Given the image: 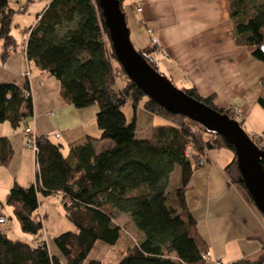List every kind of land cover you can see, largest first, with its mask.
<instances>
[{
    "label": "trees",
    "instance_id": "trees-1",
    "mask_svg": "<svg viewBox=\"0 0 264 264\" xmlns=\"http://www.w3.org/2000/svg\"><path fill=\"white\" fill-rule=\"evenodd\" d=\"M251 1L228 0L230 34L237 45L252 46V56L264 64V52L260 49L264 45V0L255 4ZM14 13L6 0H0L1 61L8 49L16 45L10 34ZM153 51L152 46L137 50L156 69ZM24 54L38 69L58 81L65 102L76 108L97 106L94 114L100 131L97 139H108L112 145L95 152L96 138L87 136L71 143L64 156L58 145L43 135L36 136L33 182L26 187L13 183L3 201L11 207L19 229L27 234L38 233L41 221L32 216L38 208V194L58 193L65 217L74 226L73 231L52 238L64 264H102L99 260L85 261V257L97 240L108 245L117 242L122 229L114 220L116 213H126L139 235L137 242L125 245L117 264H206L201 258L207 250L206 243L199 237L186 208L184 185L205 151L224 147L233 154V149L212 132H209L212 140H200L192 128L206 131L201 125L164 110L123 72L121 87L115 85L114 67L118 66L95 0H50L27 30ZM261 84L264 89V77ZM180 89L233 119L228 108L213 105L212 95L201 96L193 87ZM127 101L133 109L141 102L144 110L165 123L151 126L147 138L136 139L134 115L126 122L121 111ZM257 103L264 106V99L259 97ZM31 116L27 81L21 87L0 82V124L7 122L15 129ZM186 146L190 148L188 157L184 154ZM11 152L9 140L0 136V164H6ZM260 163L264 171V157ZM175 166L179 169V183L166 190ZM224 171L247 194L234 156ZM262 263L264 255L230 264ZM0 264H60V261L42 241L34 247L32 242L10 239L0 232Z\"/></svg>",
    "mask_w": 264,
    "mask_h": 264
},
{
    "label": "crops",
    "instance_id": "crops-1",
    "mask_svg": "<svg viewBox=\"0 0 264 264\" xmlns=\"http://www.w3.org/2000/svg\"><path fill=\"white\" fill-rule=\"evenodd\" d=\"M49 1L6 0L7 6L15 10L11 17L10 34L16 45L8 49L4 61L0 60V82H11L21 87L27 81L32 116L26 118V123L35 136H45L59 146L64 156L68 154L71 143L89 136L96 138L93 147L95 152H99L110 147L112 142L97 139L100 135L94 121L97 106L76 108L65 102L60 96L58 81H53L52 76L38 69L24 54L27 30L33 26ZM121 6L129 39L136 50L150 47L146 28L151 27L159 47V50L153 51L156 65L171 82L176 83L178 88L193 87L201 96L212 95V103L217 108H236L234 116L244 125L246 133H261L264 137V106L257 103L259 97L264 99L261 84L264 64L252 56V46L235 43L230 34L232 23L228 0H122ZM137 6H140L139 11L136 10ZM12 28H19L17 35H13ZM1 43L0 39V52ZM122 83L123 80L117 77L115 85L121 87ZM135 109L137 111V105ZM46 112L51 113L46 115ZM161 121L155 125L165 123L163 119ZM22 127L21 123L15 129L9 124H0V136L9 140L12 150L10 158L2 165L8 167L15 162L18 172L0 176L5 185L4 197L13 183L24 186L31 184L34 179V152H28L21 145L25 138ZM149 135L150 128L145 138ZM134 136L140 139L135 132ZM18 153L20 155L16 156ZM232 157L233 154L221 148L205 151L184 185L186 208L209 252L206 264H215V261L220 264L252 261L264 255V218L244 190L231 182L224 171ZM169 177L173 180V186H177L178 167L173 168ZM19 178H24L26 183H22ZM7 207L12 214L11 207ZM0 215L5 217L3 213ZM117 215L127 217L130 222L126 213ZM43 216L45 212L38 209V218L35 219ZM2 230L9 237L6 222L0 225Z\"/></svg>",
    "mask_w": 264,
    "mask_h": 264
},
{
    "label": "water",
    "instance_id": "water-1",
    "mask_svg": "<svg viewBox=\"0 0 264 264\" xmlns=\"http://www.w3.org/2000/svg\"><path fill=\"white\" fill-rule=\"evenodd\" d=\"M107 30L109 44L121 71L144 95L172 114H181L198 123L206 131L220 135L233 149L241 182L254 207L264 216V171L259 149L239 125L176 87L166 76L154 69L137 52L129 39V30L119 0H95ZM264 52V45L260 46Z\"/></svg>",
    "mask_w": 264,
    "mask_h": 264
},
{
    "label": "rangeland",
    "instance_id": "rangeland-1",
    "mask_svg": "<svg viewBox=\"0 0 264 264\" xmlns=\"http://www.w3.org/2000/svg\"><path fill=\"white\" fill-rule=\"evenodd\" d=\"M25 1V0H24ZM261 0H252L251 4H255ZM29 3H32V1H29ZM37 3V2H36ZM34 4V3H33ZM30 5V4H29ZM17 15H20L17 14ZM21 28V27H19ZM19 28H12L14 31L12 32L13 35L18 34V29ZM149 48V47H147ZM146 48V49H147ZM116 64V63H115ZM113 63V65L115 66ZM118 66V64H116ZM115 68L117 77L120 78L121 80L124 79V75L122 74L121 69L119 66ZM157 71L165 76V74L162 73L161 69L156 66ZM53 81H55V78L51 77ZM173 83V82H172ZM120 84V83H119ZM176 87L178 85L176 83H173ZM140 103L138 102L137 104V111L136 109L134 110L132 106L128 103L125 102L121 106V111L124 114L126 122L130 121V118L132 115H134L135 111V135L136 137H139L140 139L145 138L148 135V128L151 127V125L159 124L162 123V119L159 117H155L152 115V113L143 110L140 107ZM136 108V107H135ZM236 109V108H234ZM230 116H234L236 112H232L229 110ZM233 119L237 120L236 116L233 117ZM240 122V121H239ZM4 126H8L6 122H3ZM241 123V122H240ZM242 129L246 132V129L244 128V125L241 123L240 124ZM192 131L195 135H197L200 140H212L213 136L209 133L204 131L203 129L199 128H192ZM249 133V132H247ZM22 147L27 150L28 152L31 151L33 152L30 148H27L24 146V140L21 143ZM221 150L229 151L231 154L232 152L226 148H221ZM20 153H18L16 156H19ZM20 160L22 161L21 157ZM28 167H26L27 169ZM0 176L4 173H8L13 175V173H18L16 172L15 168V162L10 163L8 167H4V165L0 164ZM28 174V172H27ZM171 176V175H170ZM0 178V213H3L6 217V224L9 227V232H6L7 235L11 238H17V239H22L27 242H33V240H36V238H39L42 240L45 245L47 250L57 256L59 258L60 264H64V258L60 255L56 247L54 246L52 242V238L64 231H73L74 226L72 223L65 217L64 210L61 205V197L58 193H52L46 196H43L41 194H38V201L40 202L38 209L41 210V212H45V216L42 218H39L38 220H41L42 228L38 233L36 234H27L23 233L19 227L17 221L12 217V214L10 212V208L7 207L3 203V198L5 194V185L2 183V179ZM19 177V176H18ZM168 181L166 184V190H170L173 187V180L172 178L168 177ZM22 183H26L24 178H19ZM7 182V180H6ZM29 185V184H28ZM27 184L24 185V187L28 186ZM38 209L34 212L33 217L38 218ZM261 214V213H260ZM262 215V214H261ZM8 216H10V219H8ZM263 216V215H262ZM114 220L121 226V236L118 238L117 242L114 245H108L102 241H95L94 244L92 245L91 249L89 250L88 254L85 257V261L88 260H99L102 264H117V261L120 259L123 251L125 250V245L129 242V244L137 242L139 239V235L136 232V230L131 226V222H129L128 218L123 216V215H117L115 214ZM4 227V226H3ZM33 239V240H32ZM220 263V262H219Z\"/></svg>",
    "mask_w": 264,
    "mask_h": 264
},
{
    "label": "built area",
    "instance_id": "built-area-1",
    "mask_svg": "<svg viewBox=\"0 0 264 264\" xmlns=\"http://www.w3.org/2000/svg\"><path fill=\"white\" fill-rule=\"evenodd\" d=\"M136 10L139 11L140 10V6L136 7ZM146 33L148 35V42L149 45L152 46L154 49L159 50L158 44H157V40H156V36L154 34V31L151 27H147L146 28ZM162 53V52H161ZM229 110H231L232 112H236V109L234 108H230ZM51 112H46V115H49ZM21 124L23 125L22 127V133L24 134V146L27 148H30L33 152L36 151V146H35V134L32 132L31 127L26 123V120H22ZM248 137L251 139V141L261 150H264V137L261 133H255V132H250L248 134ZM189 151L190 148L189 146H186L184 149V154L185 156H189ZM6 222V218L3 215H0V225H4ZM263 230H264V222L262 224ZM0 232H4V230L0 231ZM33 246L34 247H38L41 245V241L39 240H34L33 242ZM201 258L204 261H207L209 259V252L208 250H205L202 254H201ZM215 264H220L218 261H215Z\"/></svg>",
    "mask_w": 264,
    "mask_h": 264
}]
</instances>
